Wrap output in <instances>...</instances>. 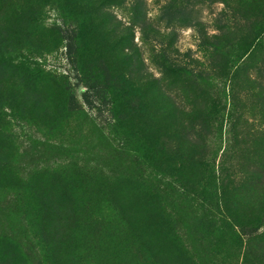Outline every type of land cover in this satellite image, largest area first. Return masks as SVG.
<instances>
[{
    "label": "rangeland",
    "instance_id": "rangeland-1",
    "mask_svg": "<svg viewBox=\"0 0 264 264\" xmlns=\"http://www.w3.org/2000/svg\"><path fill=\"white\" fill-rule=\"evenodd\" d=\"M68 1L0 0V264H264V0Z\"/></svg>",
    "mask_w": 264,
    "mask_h": 264
},
{
    "label": "trees",
    "instance_id": "trees-1",
    "mask_svg": "<svg viewBox=\"0 0 264 264\" xmlns=\"http://www.w3.org/2000/svg\"><path fill=\"white\" fill-rule=\"evenodd\" d=\"M59 13L63 10L65 12H69V1L63 0L62 5H58ZM75 9L70 10V13L72 12L73 15H75L73 12ZM78 9H76V12ZM90 14H83V17H78L75 15V18L77 19L78 23L76 26L78 27V31H81L83 24L82 22L84 20L88 21V24L91 28V34L97 35L101 34L102 32L99 31L101 20L98 17V10H95V6L90 7ZM16 11L13 10V12L6 18L3 19L1 22L2 27L0 26V39H2V33L6 35H12L16 34L18 30V17L15 14ZM82 32V31H81ZM79 35H82L79 34ZM107 34L105 33L101 39H103ZM100 39V38H99ZM3 40V39H2ZM130 51V49H129ZM130 56L128 54L122 55V60H128ZM30 73H34L35 71H28ZM125 80V78H123ZM33 146L40 145L45 149L44 147H47V145L41 144L39 142L33 141ZM42 149V150H43ZM47 150V148H46ZM44 151V150H43ZM27 154V153H26ZM122 156V155H121ZM119 156V158H122ZM28 158V156H26ZM126 157V156H123ZM33 159V158H32ZM36 162V160L34 161ZM39 162V161H38ZM37 162V163H38ZM39 164V163H38ZM37 164V165H38ZM154 180V179H152ZM155 182V181H154ZM156 183V182H155ZM76 209V208H75ZM76 216L79 217V210L76 209V211L73 210L71 214V221L70 224H73L72 230L74 233L72 234V241L71 245L69 246L70 252H79L81 254L87 255L90 257L93 261H95L97 264H124V255L122 253V247H123V241L120 237H117L113 232L109 233L106 232L98 227L93 221L91 220L89 223L84 222L85 224H77L75 225L77 220ZM99 236L102 237L103 241L99 239ZM152 241L149 242V240L144 237L145 247H144V253L151 256L154 252V246L153 245V235L149 236ZM88 238V239H86ZM95 240L100 241V245L94 244ZM138 261H130V264H140L137 263Z\"/></svg>",
    "mask_w": 264,
    "mask_h": 264
}]
</instances>
